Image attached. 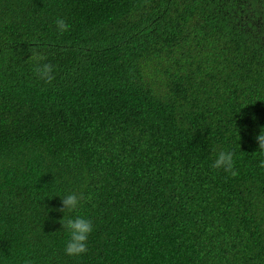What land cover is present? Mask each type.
Here are the masks:
<instances>
[{"label": "trees", "instance_id": "1", "mask_svg": "<svg viewBox=\"0 0 264 264\" xmlns=\"http://www.w3.org/2000/svg\"><path fill=\"white\" fill-rule=\"evenodd\" d=\"M262 127L264 0H0V264H264Z\"/></svg>", "mask_w": 264, "mask_h": 264}, {"label": "clouds", "instance_id": "2", "mask_svg": "<svg viewBox=\"0 0 264 264\" xmlns=\"http://www.w3.org/2000/svg\"><path fill=\"white\" fill-rule=\"evenodd\" d=\"M54 24L58 33L66 31L69 27L61 17L55 18ZM255 139L258 149L255 155L259 157V167L264 169V127L260 129ZM232 165L233 153L229 150L221 149L215 153V158L212 161L211 167L216 169L223 168L225 171H228L232 168ZM61 203L65 211L60 219V223L68 237L65 242L64 252L68 256H79L86 251V240L89 233L92 231V224L90 220L83 215L77 214L72 216L68 214L72 213L73 210L79 206L75 194H64Z\"/></svg>", "mask_w": 264, "mask_h": 264}]
</instances>
